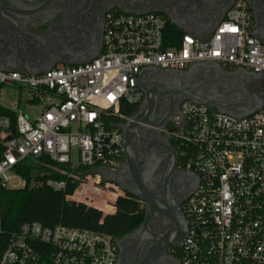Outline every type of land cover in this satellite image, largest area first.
Instances as JSON below:
<instances>
[{
    "label": "built area",
    "instance_id": "2783aa9c",
    "mask_svg": "<svg viewBox=\"0 0 264 264\" xmlns=\"http://www.w3.org/2000/svg\"><path fill=\"white\" fill-rule=\"evenodd\" d=\"M167 23L156 12L108 11L101 49L87 62L37 74L0 68V194L19 187L11 183L16 177L24 185L16 167L25 159L46 156L63 166L54 170L65 179L45 181L60 192L67 179L84 180L79 167L118 168L119 125L130 118L121 110L142 100L138 76L144 67L183 70L214 61L260 73L264 97V40L254 35L244 0H235L206 38L188 32L177 38ZM5 86L26 89L31 104H42L39 114L30 120L18 102L5 105ZM179 112V163L198 177L182 204L187 232L180 264H264V101L242 117L188 99ZM117 242L89 229L27 221L9 234L0 264H115Z\"/></svg>",
    "mask_w": 264,
    "mask_h": 264
},
{
    "label": "flooded vegetation",
    "instance_id": "af4514ba",
    "mask_svg": "<svg viewBox=\"0 0 264 264\" xmlns=\"http://www.w3.org/2000/svg\"><path fill=\"white\" fill-rule=\"evenodd\" d=\"M234 1L0 0V67L27 74L87 62L101 49L104 16L108 11L156 12L168 21H173V25L183 33L195 32L205 36L223 18ZM244 1L253 20L260 24L258 34L264 36V0ZM220 66L224 71L236 69ZM188 68L172 71H187ZM172 71L145 72V84L163 91L156 95L153 110V119L160 126L139 127L129 138L128 146L135 158L137 171L143 177L152 171L154 194L162 195L163 183L167 178L169 193L178 202V209L183 215L182 204L193 187L194 176L183 170L179 163L178 135L184 120L177 111L183 100L166 91V82L173 75ZM198 73L200 75L197 76L201 77L202 71ZM261 86L262 78H254L250 90L263 97ZM113 172L125 186L131 184L123 149L121 163ZM138 201L144 210V203ZM135 229L118 238L115 264H142L153 238L150 234L139 236ZM149 230L155 237L168 233V240L172 244L180 241L177 226L165 216H155L149 224ZM179 259V246L167 245L158 252L155 264H180Z\"/></svg>",
    "mask_w": 264,
    "mask_h": 264
},
{
    "label": "water",
    "instance_id": "95a60500",
    "mask_svg": "<svg viewBox=\"0 0 264 264\" xmlns=\"http://www.w3.org/2000/svg\"><path fill=\"white\" fill-rule=\"evenodd\" d=\"M169 22L171 24L174 23L171 20H169ZM218 22H216V24ZM259 26V22L255 21V30L253 33L257 37L264 40V36H261L257 32ZM212 30L205 36L198 35L195 32L191 33L199 38H206L211 34ZM98 53L99 52L93 54L90 59L97 56ZM210 66H212V71L209 70ZM150 70L170 72L173 69L144 67L140 71L138 76V86L143 92L144 98L139 108L130 115L129 120L119 125L123 136L122 148L124 153L125 168L129 172L131 184L129 186H125L121 182L120 178L115 176L113 172L114 170L112 171L105 167H98L92 170V172L100 174L103 180L114 182L121 190L134 195L138 200L144 203V217L142 222L135 229V232L138 233L139 236L150 234V236L153 238V241L143 257L142 264H155L157 262L156 256L158 252L167 245L180 246L187 232L185 217L178 209V202L175 201L169 193L167 178L163 183L162 195L159 196L154 194L152 191V171L145 173L144 177L137 171L135 158L128 146L129 138L132 134L136 133L139 127L160 126V124L156 123L153 119V110L156 103V95L158 93H163V91L158 87H149L145 84V72ZM44 71L46 70L35 71L27 74H37ZM200 71H202L201 77L197 76L200 75L198 73ZM172 72L173 73L171 74L173 75L166 82V86H168L166 91L170 93L171 96L176 95L182 100L188 99L196 103L206 104L215 108L220 113L235 117H242L251 114L263 105L264 97H260L250 90L251 80L254 78H262L260 73H254L242 68L224 71L221 69V66L214 61L195 62L189 65L187 71ZM149 74L150 73L147 75ZM177 113L180 114L179 111H177ZM188 173L194 176V184L189 193L186 195L185 199L195 189L198 183V177L191 172ZM80 190L81 186H78L76 191L79 192ZM98 194L99 191L94 189L92 192L93 197L97 198ZM157 215L165 216L175 223L178 229L180 241H176L172 244L168 240V233L160 234L156 237L154 236V234L149 230V224L151 220Z\"/></svg>",
    "mask_w": 264,
    "mask_h": 264
},
{
    "label": "trees",
    "instance_id": "16d2710c",
    "mask_svg": "<svg viewBox=\"0 0 264 264\" xmlns=\"http://www.w3.org/2000/svg\"><path fill=\"white\" fill-rule=\"evenodd\" d=\"M167 30L177 38L183 33L169 21ZM136 109L137 105H128L121 113L130 116ZM1 113L14 118V114L6 110ZM61 167L46 156L33 162L25 159L16 167L24 185L7 188L0 194V253L9 234L27 221H38L47 226L62 223L116 238L140 224L144 216L141 203L114 182L105 181L86 168H77L84 180L71 182L67 179L64 191L52 190L45 181L65 179V175L54 170ZM78 186H81L79 192L76 191ZM94 189L99 191L97 198L92 195ZM73 194L72 199L65 198V195Z\"/></svg>",
    "mask_w": 264,
    "mask_h": 264
},
{
    "label": "rangeland",
    "instance_id": "374dc122",
    "mask_svg": "<svg viewBox=\"0 0 264 264\" xmlns=\"http://www.w3.org/2000/svg\"><path fill=\"white\" fill-rule=\"evenodd\" d=\"M28 91L24 88L17 86H5L3 89L2 102L5 105L10 106L13 102H18V107L22 110L24 114H27L30 120H33L36 115L39 114L42 104L40 102L31 104L28 98ZM30 161H34L29 159ZM11 183L17 184L22 187V180L18 177L14 178Z\"/></svg>",
    "mask_w": 264,
    "mask_h": 264
}]
</instances>
